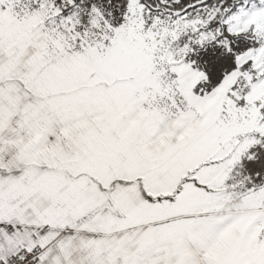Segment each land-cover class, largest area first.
<instances>
[{
    "label": "snow or ice",
    "instance_id": "6c2138e0",
    "mask_svg": "<svg viewBox=\"0 0 264 264\" xmlns=\"http://www.w3.org/2000/svg\"><path fill=\"white\" fill-rule=\"evenodd\" d=\"M0 264H264V0H0Z\"/></svg>",
    "mask_w": 264,
    "mask_h": 264
}]
</instances>
